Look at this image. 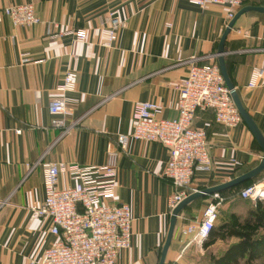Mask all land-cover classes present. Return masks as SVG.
I'll use <instances>...</instances> for the list:
<instances>
[{
    "label": "crops",
    "instance_id": "0c3cea01",
    "mask_svg": "<svg viewBox=\"0 0 264 264\" xmlns=\"http://www.w3.org/2000/svg\"><path fill=\"white\" fill-rule=\"evenodd\" d=\"M29 2L38 24L14 25L0 18V264L39 260L56 240L50 217L30 218V207L44 197L40 167L31 165L104 164L117 135L131 131L136 101L154 102L160 106L158 117L175 118L177 82L190 59L207 62L206 56L216 54L229 22L225 7L200 8L186 0H0V8ZM248 2L264 6V0ZM112 9L125 25L112 47H104L100 29ZM77 29L86 31L85 41L65 32ZM223 48L228 77L264 136V14L242 13ZM23 55L30 61L23 63ZM253 67L263 69V75L258 85L248 87ZM69 70L77 73L75 88L56 90ZM58 96L72 113L66 124L76 121L65 133L51 125L48 112L49 101ZM193 125L206 130L211 159L208 171L194 173L193 188L224 183L259 163L262 151L242 120L228 128L205 110L196 114ZM167 158L162 144L142 140H130L119 155L115 201L130 205L133 221L131 245L119 251L116 264H158L171 213L168 198L177 190L161 174ZM71 184L68 174L60 172L58 188ZM208 200L209 195L197 197L181 209L164 264H210V253L217 254L219 244L225 247L217 241L203 248V242L180 233L201 217ZM248 206V200L233 195L219 211L244 216Z\"/></svg>",
    "mask_w": 264,
    "mask_h": 264
},
{
    "label": "built area",
    "instance_id": "2783aa9c",
    "mask_svg": "<svg viewBox=\"0 0 264 264\" xmlns=\"http://www.w3.org/2000/svg\"><path fill=\"white\" fill-rule=\"evenodd\" d=\"M200 8L210 5L225 7L226 18L230 20L237 9L247 0H186ZM6 16L14 25H36L40 22L34 4L20 3L0 8V18ZM125 25L117 9L108 12V23L100 29L99 40L104 47H112L117 33ZM55 27L58 25L54 24ZM74 34L78 41H85L84 29L65 31ZM209 55V61L200 57L190 59L185 76L179 79L177 90V116H157L160 106L151 101H136L132 107V129L116 137L115 146L106 151L102 165L68 164L64 162L38 161L42 175L44 197L40 204L30 207V218L50 217V233L56 240L45 248L39 260L30 259L28 264H116L119 251L128 249L132 236V213L130 205L115 201L117 184V161L130 140L158 142L168 150V158L161 174L177 188L168 198L170 212L189 194L198 191L192 187L196 171H208L211 159L208 137L205 129L195 127L193 120L200 111L211 110L216 123L233 127L241 122V116L226 87L218 62ZM204 58V57H203ZM23 63L30 61L23 55ZM263 69L253 67L248 87L258 85ZM77 82V73L67 71L56 86L60 92L72 91ZM52 116L51 125L63 127L65 133L76 123L65 122L72 115L64 97L52 98L48 103ZM17 133L20 130H16ZM60 172H66L71 185L58 188ZM242 199H264V181L249 184L238 191ZM223 197L219 192L209 195L201 217L185 224L180 233L191 241L201 244L213 228Z\"/></svg>",
    "mask_w": 264,
    "mask_h": 264
},
{
    "label": "trees",
    "instance_id": "16d2710c",
    "mask_svg": "<svg viewBox=\"0 0 264 264\" xmlns=\"http://www.w3.org/2000/svg\"><path fill=\"white\" fill-rule=\"evenodd\" d=\"M248 1L239 8L250 5ZM240 174L242 173H238ZM262 180L264 169L254 177L218 192L223 197V202H226L233 195L239 197L236 192L242 187ZM246 200L249 201V206L244 216L233 212H218L222 215L217 218L202 246L205 248L221 241L225 243V247L217 254L210 253V264H257L260 260L264 261V199Z\"/></svg>",
    "mask_w": 264,
    "mask_h": 264
},
{
    "label": "water",
    "instance_id": "95a60500",
    "mask_svg": "<svg viewBox=\"0 0 264 264\" xmlns=\"http://www.w3.org/2000/svg\"><path fill=\"white\" fill-rule=\"evenodd\" d=\"M247 11H257V12L264 14V6H262V5H245L236 11L234 16L229 20L228 24L226 25V27H225V29H224L221 37H220L216 55H217V62H218V65L220 67V71H221L224 83H225L226 87L230 90L232 100H233V102H234V104H235V106H236V108H237V110L241 116V119L247 125L249 130L251 131L254 139L256 140V142L258 143V145L262 151L261 159L255 167H253L252 169L248 170L247 172H245V173H243V174H241V175H239V176H237V177H235L229 181H226L224 183H221V184H218V185H215L212 187L203 188L201 190H198V191H195V192L189 194L171 211L170 217H169V225H168L166 236H165L162 248H161L158 264H164L166 252L168 250L170 241H171L172 236H173L177 215L179 214L181 209L188 202H190L194 198L201 197L204 195H210L213 192H218L220 190L230 188V187H233L237 184H240V183L254 177L256 174H258L259 172H261L264 169V136L259 131L258 127L256 126V124L253 121V119L251 118V116L246 112V110L242 106L240 99H239V97H238V95H237V93L233 87V84L231 83V81L228 77V73L226 71V67H225L224 61H223V53H224L223 45H224L225 38H226L228 32L233 27L236 19L242 13L247 12Z\"/></svg>",
    "mask_w": 264,
    "mask_h": 264
},
{
    "label": "rangeland",
    "instance_id": "374dc122",
    "mask_svg": "<svg viewBox=\"0 0 264 264\" xmlns=\"http://www.w3.org/2000/svg\"><path fill=\"white\" fill-rule=\"evenodd\" d=\"M224 245H225V244H224ZM217 248H218V249H216V250H217V252H218V251H220V250L223 249V245H222V244H219V245L217 246ZM257 264H264V261H263V260H260Z\"/></svg>",
    "mask_w": 264,
    "mask_h": 264
}]
</instances>
